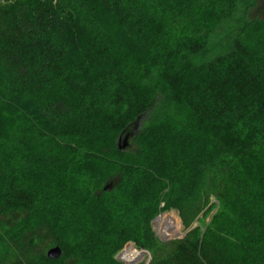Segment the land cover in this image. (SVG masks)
Wrapping results in <instances>:
<instances>
[{"label":"trees","instance_id":"1","mask_svg":"<svg viewBox=\"0 0 264 264\" xmlns=\"http://www.w3.org/2000/svg\"><path fill=\"white\" fill-rule=\"evenodd\" d=\"M253 1L0 0V264H123L128 241L147 264H264V138L224 171L204 230L151 226L182 215L210 134H264Z\"/></svg>","mask_w":264,"mask_h":264},{"label":"rangeland","instance_id":"2","mask_svg":"<svg viewBox=\"0 0 264 264\" xmlns=\"http://www.w3.org/2000/svg\"><path fill=\"white\" fill-rule=\"evenodd\" d=\"M264 16V0H254L247 12L248 18H261ZM229 36V29L225 25H221L217 32L211 38V44L209 50H216L219 47L220 42L223 44L227 42ZM146 117L140 118L133 126L131 127V132L125 136H121L118 139L117 144L122 145L124 139L127 141V145L123 151L130 150L135 147L133 140L140 132L143 124L146 122ZM231 137V138H229ZM264 138V134L254 132L253 130H248L247 127L239 128L237 132H233L231 129H226L225 133L215 134L212 133L208 137L210 140V151L204 155L202 160L198 163L197 167L194 169L195 172V183L196 188L195 192L190 195V198L181 211L185 222H183L182 215H180L179 208H170L161 210L154 218L151 220L152 229L158 239L161 240L160 235L163 233L161 231V226H163V220L157 221L156 218L164 216L166 218V236L171 237L176 232L185 233L197 227L200 231L204 230V224L207 223L211 216L214 215L218 207V201L215 196V192L218 190L219 181L224 173V171L233 165L239 157L245 154L244 149L246 146L254 148L258 147L261 143V139ZM107 188V187H106ZM206 208L201 211L202 207L207 204ZM215 204L213 206L212 204ZM163 206V204H161ZM209 207V208H208ZM208 208V209H207ZM207 209V211H206ZM206 211V212H205ZM174 218V221L172 220ZM155 220V221H154ZM176 223V227L175 224ZM168 238L169 239H178L183 237ZM131 248H134L136 251L145 250L137 248L131 241H128L124 246L118 250L115 254V258L118 261H121L117 258L120 255L125 261L129 264H147L150 260V253L146 252L141 256L137 261H128L127 251ZM123 264L125 262L121 261Z\"/></svg>","mask_w":264,"mask_h":264},{"label":"water","instance_id":"3","mask_svg":"<svg viewBox=\"0 0 264 264\" xmlns=\"http://www.w3.org/2000/svg\"><path fill=\"white\" fill-rule=\"evenodd\" d=\"M120 137H121V136H120ZM120 137L117 138V139H120ZM125 138L128 139V138H127V135L125 136ZM126 139H124L122 145H119V144H118V148H119V149H124V148L126 147V145H127V141H126ZM158 218H159V217H158ZM158 218H156V220H158ZM154 221H155V220H154ZM182 235H184V233H180V232H176V233L173 234L171 237H168V236H166V235H164V234H161V235H160V238H161V240H167L168 238L180 237V236H182ZM140 252H141L142 255H143L146 251H145V250H140ZM61 254H62V249H61V247H60L59 245H53L52 247H49V248L47 249V251H46V255H47V257L50 258V259H57V258H59V257L61 256ZM117 258H118L119 260L125 262L126 264H129V262L125 261L120 255H118Z\"/></svg>","mask_w":264,"mask_h":264},{"label":"bare ground","instance_id":"4","mask_svg":"<svg viewBox=\"0 0 264 264\" xmlns=\"http://www.w3.org/2000/svg\"><path fill=\"white\" fill-rule=\"evenodd\" d=\"M159 220L160 221L163 220L164 224H163V226H161V231L163 233H165L166 230H168V228L167 229L165 228V226H166V224H165L166 223V218L164 216H160L157 221H159ZM172 220L174 221V218H172ZM164 235H166V234H164ZM126 254H127L128 261H132V262L139 260L140 256H141V253L139 251H136L134 248H131L130 250H128Z\"/></svg>","mask_w":264,"mask_h":264}]
</instances>
